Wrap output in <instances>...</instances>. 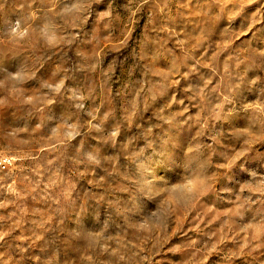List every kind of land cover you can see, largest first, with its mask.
I'll list each match as a JSON object with an SVG mask.
<instances>
[{
	"label": "rangeland",
	"instance_id": "rangeland-1",
	"mask_svg": "<svg viewBox=\"0 0 264 264\" xmlns=\"http://www.w3.org/2000/svg\"><path fill=\"white\" fill-rule=\"evenodd\" d=\"M70 2L0 0V264H264V0Z\"/></svg>",
	"mask_w": 264,
	"mask_h": 264
},
{
	"label": "clouds",
	"instance_id": "clouds-1",
	"mask_svg": "<svg viewBox=\"0 0 264 264\" xmlns=\"http://www.w3.org/2000/svg\"><path fill=\"white\" fill-rule=\"evenodd\" d=\"M91 7V0H71L70 3H64L60 8V14L66 17H79L84 15ZM35 31L39 39L47 47H56L61 43L60 34L56 28L54 19L45 17L36 25ZM4 34L12 43L24 41L29 36V28L21 18L14 20L10 19L5 22ZM0 71L5 73V79L9 82V91L15 94L17 89H20L24 81L21 79V66H18L15 71H9L6 68H0ZM66 81L61 80L56 85H51L53 89H62ZM78 92L81 106L87 99L83 92ZM27 100L28 98L25 97ZM90 162L99 163V157L92 154H87ZM205 179L202 176H190L182 181L174 182L169 191L172 194V201L178 206L187 205L197 195L200 184L199 181ZM165 213L160 212L157 208L142 211L140 218L135 222L137 231L150 232L153 228L161 225L164 222Z\"/></svg>",
	"mask_w": 264,
	"mask_h": 264
},
{
	"label": "built area",
	"instance_id": "built-area-1",
	"mask_svg": "<svg viewBox=\"0 0 264 264\" xmlns=\"http://www.w3.org/2000/svg\"><path fill=\"white\" fill-rule=\"evenodd\" d=\"M0 165L3 169H5L7 167L6 161H1Z\"/></svg>",
	"mask_w": 264,
	"mask_h": 264
}]
</instances>
